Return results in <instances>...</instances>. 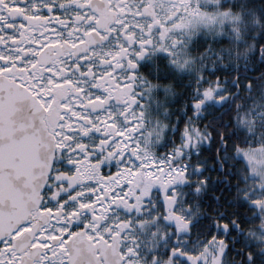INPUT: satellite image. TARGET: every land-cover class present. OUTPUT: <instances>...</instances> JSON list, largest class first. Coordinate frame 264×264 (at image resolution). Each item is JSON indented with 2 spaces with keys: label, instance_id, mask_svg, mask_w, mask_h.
I'll return each mask as SVG.
<instances>
[{
  "label": "snow or ice",
  "instance_id": "6c2138e0",
  "mask_svg": "<svg viewBox=\"0 0 264 264\" xmlns=\"http://www.w3.org/2000/svg\"><path fill=\"white\" fill-rule=\"evenodd\" d=\"M0 264H264V0H0Z\"/></svg>",
  "mask_w": 264,
  "mask_h": 264
}]
</instances>
